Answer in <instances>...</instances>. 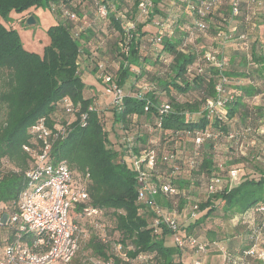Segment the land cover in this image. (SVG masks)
<instances>
[{
  "label": "trees",
  "instance_id": "obj_1",
  "mask_svg": "<svg viewBox=\"0 0 264 264\" xmlns=\"http://www.w3.org/2000/svg\"><path fill=\"white\" fill-rule=\"evenodd\" d=\"M57 2L0 0V111L3 112L0 119V215L16 211L19 194L28 186L25 174L35 165L32 151L41 153L44 148L43 140L35 131L36 124L43 121L51 146L47 161L66 162L75 183L85 184L88 204L100 210L98 215L82 218L77 217V213L83 204H76L70 210V218L80 228L79 242L82 235L88 234L86 246L96 257L111 260L110 264H132L140 254L152 255L153 264H181L174 257L186 251L165 244V238L171 234L168 228L163 226L161 233L154 231L151 222L155 214L137 201L134 172L122 161L123 143L116 144L108 137L97 109L91 108L94 97L84 94L87 85L78 62L82 54L91 57L94 63L97 61L88 56L90 40L97 28L82 32L80 38L74 37L72 23L68 19L56 21L55 14L49 11L50 5ZM153 2L146 19L127 14V19L135 22L130 39L125 36L124 22L115 15L111 14L102 22L113 26V34L116 33L113 44L122 57L114 74L106 72L120 87L130 75L143 72L139 59L143 63L160 64L165 69L158 86L169 94L168 100L161 101L157 90L152 88L144 91V99H139L136 93L142 87H138L124 93L120 109L112 107L113 121L131 132V147L135 152L149 146V140L153 139L150 135L157 137L153 144L157 162L150 181L157 187L154 201L158 206L170 209L196 205L200 214L189 218L190 223L184 228L189 233L217 211L219 204L221 216L236 220L244 227L246 235L238 246L228 243L222 248L223 264L240 258L249 264H264L251 256L242 257L251 243V227L264 220V214L254 210L264 206V168L255 171V175H243L230 185L228 172L241 166L233 159L226 167L222 164L217 167L213 151L208 149L212 146L206 145L215 140L213 137L239 142L252 130L253 116L263 115L261 105L249 107L248 103L262 92L258 82L264 84V0ZM115 3L120 9L125 7L124 0H115ZM43 6H47L54 20L48 23L49 41L39 54L24 47L14 21L23 23L31 14L37 21L35 9ZM129 6L135 12V2ZM199 24L204 25L203 30ZM126 42L128 50L124 53L120 43ZM149 50L154 54L152 61L149 58L152 54L146 55ZM208 55H224L227 63L218 68L207 59ZM92 66L95 71L96 66ZM220 78L226 90V101L209 115L205 105L209 99L216 98L215 85ZM241 78L247 80L246 83H239ZM179 93L186 97L178 100ZM65 98L72 104L70 112L63 105ZM161 103L170 105L168 113H158L157 106ZM146 104L147 110L144 109ZM193 114L195 117L190 118ZM145 124L150 131L147 128L138 133V128ZM205 129L211 135L202 143L195 154L194 165L189 168L184 161L194 156L195 151L185 155L182 143H192L191 133ZM162 152L176 156L173 161H165L161 159ZM213 176L226 180L221 182L219 190L208 194L206 188ZM165 183L179 191L164 192L161 186ZM216 202H219L217 206ZM109 217L113 231L120 237L125 257L108 250L109 244L101 238V225L95 227V222H105ZM12 231L10 227H0V252ZM180 232L187 234L181 229ZM209 240L215 241L210 237ZM261 244L262 247L264 241ZM214 250L216 248L208 252Z\"/></svg>",
  "mask_w": 264,
  "mask_h": 264
},
{
  "label": "built area",
  "instance_id": "obj_2",
  "mask_svg": "<svg viewBox=\"0 0 264 264\" xmlns=\"http://www.w3.org/2000/svg\"><path fill=\"white\" fill-rule=\"evenodd\" d=\"M117 1V0H116ZM154 0H124L125 7H117L115 0H91L89 5L83 0H58L57 3L50 5L49 11L62 19H68L73 25V35L80 38V34L90 28L96 27L97 22H106L110 15L124 22V33L127 39L132 37L135 31V22L127 19V14L132 13L130 4L135 2V16L146 19L152 11ZM127 3V5L125 4ZM199 11V9H198ZM233 13H237V8H233ZM203 30L204 25L199 24ZM122 51L127 53L128 45L120 43ZM207 59L216 65L223 67L227 60L224 55L218 57L208 55ZM91 65L96 66V75L104 84V93L111 96L112 107L120 109L124 92L113 81L112 76L106 72L104 63L101 61L93 62ZM79 63V62H78ZM80 65V64H79ZM93 67V66H92ZM142 88L136 93V97L144 99ZM216 98L209 99L205 108L211 115L216 108H219L226 101V90L223 86V79L215 85ZM66 111H72V104L69 99L63 100ZM96 109L95 107H91ZM148 109V104L144 107ZM170 105L161 103L157 106L160 115L168 113ZM37 136L43 140L44 148L41 153L32 151L35 158L33 165L26 172V178L29 180L28 186L21 190L17 202V209L13 213H3L0 215V227L12 228L10 240L0 252V264H53L56 262L68 263L74 257L80 237V228L75 220L70 218V210L76 204H83L77 217L95 216L100 210L91 207L88 204V193L85 184H76L73 179V173L66 162L57 163L48 162V153L50 143L47 136L49 131L43 121H39L35 126ZM61 133L64 130L61 129ZM189 133V132H188ZM58 133L54 136L56 137ZM191 141L195 147L194 156L187 157L184 161L189 168L195 163V154H197L202 143L210 137V132L205 129L202 132L195 131L191 133ZM123 143L122 161H126L134 172L137 182V201L147 208H150L155 216L152 219L151 226L156 233H161L162 227L168 228L170 237L174 246L182 251H191L196 255L194 264H203L201 255H207L209 250L215 249L216 241L201 240L194 235H183L179 229L177 214L174 210L158 206L154 201V195L157 187L150 181V176L155 169L157 156L156 149L151 140L149 146L145 149L135 152L132 149V136L123 135L120 140ZM26 150H28L26 148ZM175 153L162 152L161 159L173 161ZM217 163V167H221ZM238 169H231L228 172L229 184L238 180ZM223 180L216 176L210 178L206 192L213 193L220 189ZM162 190L167 193H176L179 190L168 183L162 184ZM255 211L264 214V206H257ZM190 217L197 218L200 211L197 206L190 210ZM251 224V223H250ZM96 225V222H95ZM250 226V225H248ZM103 240V239H102ZM249 247L242 252V257L251 256L258 261H264V220L258 226L251 227L249 232ZM222 250V247H218ZM224 253V251H222ZM223 258L225 255L223 254ZM231 264H249L248 261L240 258L234 261L229 259Z\"/></svg>",
  "mask_w": 264,
  "mask_h": 264
},
{
  "label": "rangeland",
  "instance_id": "obj_3",
  "mask_svg": "<svg viewBox=\"0 0 264 264\" xmlns=\"http://www.w3.org/2000/svg\"><path fill=\"white\" fill-rule=\"evenodd\" d=\"M86 5L90 4V0H83ZM132 17H134L133 9L131 8ZM47 6L38 7L35 9V17L37 19L34 25H26L25 21L23 23L15 22V28L17 29L18 35L23 41V45L26 49L30 51L37 52L39 54L42 53L44 46L48 43L49 39L46 34V29L48 27V23L51 21L50 16H48ZM55 20L59 21L60 16L54 15ZM12 22V21H11ZM97 31L95 35H93L90 40L91 44L88 49V56H92L94 60L101 61L106 65V70L114 74L119 66V62L122 60V57L115 49L113 42L116 37L113 30V26L111 24H106L102 22L96 23ZM206 42V41H205ZM153 51H147L146 55L152 54ZM262 53H264V45ZM264 55V54H263ZM154 54L149 56L150 60ZM91 58V57H89ZM81 61V59H79ZM143 69V72H138L137 76L133 74L130 75L123 86H120L121 90L125 92L135 91L138 87L146 88V89H154L158 98L161 101H167L168 97L166 92L162 91L160 88L158 79H162V72L164 71V67H161L160 64H149L143 63L141 59H139ZM79 68L81 69V63H79ZM139 70V69H138ZM89 72V71H88ZM91 72V73H90ZM89 74L85 73L83 75L84 81L87 83H92L95 86V101H101L100 103L93 102V107H95L99 113L100 120L103 123V127L108 135V137L112 140H115V143L118 144L123 135L132 136L130 131H126L125 128L122 127L119 123H114L112 118V104H111V96L104 95V84H102L101 79H99L92 67L90 69ZM136 73V72H133ZM264 74V71H263ZM247 80L241 78L239 79V83H246ZM259 89L262 91L258 94L256 98H252L249 100V107H253L254 105H261L264 108V84L262 82H258ZM174 93V92H172ZM178 100H182L186 97V95L179 93L176 95ZM2 111H0V119L3 117ZM257 114V113H256ZM195 114L191 115L190 118H194ZM254 123L252 130L247 134V136L241 139L239 142H229L226 138L217 139V137H213L211 143H207L208 146L212 147L208 148L213 151L214 163H221L225 167L228 165L229 161L235 159L241 167L238 169V179L243 175L252 174L255 175V171L262 170L264 168V111L263 115L258 117L255 115ZM230 121V119L228 120ZM150 131L147 124L138 128V133L144 131ZM153 139L158 140L157 137L152 134L150 135ZM133 137V136H132ZM206 146V147H207ZM163 149L164 147L161 146ZM182 147L184 148L185 155H190L195 151L194 145L188 141V143H182ZM205 147V149H206ZM177 148V146H175ZM179 149L180 151L183 150ZM162 150V149H161ZM167 150V149H166ZM178 151V150H176ZM226 180V178H223ZM223 180V181H224ZM232 185V184H231ZM190 189V188H189ZM193 189V188H192ZM187 190L188 189H184ZM195 190V189H194ZM186 192V191H185ZM219 202H216L217 206ZM220 205L218 204L217 211L209 215L205 221L198 225L197 228L187 233L184 229L190 223V210L191 207L188 205L183 206L182 208H170L174 210L177 214L178 222L180 224V229L185 231L188 235H196L201 240L210 241L209 237L216 241L217 246L216 250L208 252L207 255H201L203 264H223V253L222 250L218 247H225L228 243H233L238 246L239 243L244 242V227L240 226L236 220L227 219L221 216ZM167 210V207H163ZM150 221V220H149ZM101 225V238L104 242L107 241L109 244V249L113 253L120 255L121 257H125L123 253V248L121 247L120 237L116 231H113L112 226L113 223L109 217V220H105V222L97 221L95 227L100 228ZM88 239V234L82 235L79 242V249L76 252L75 256L68 263L56 262L53 264H110V261H105L96 257L90 248L86 246V241ZM239 241V242H238ZM165 244L168 246H173L174 243L170 236L165 238ZM176 261H179L181 264H194L193 261L196 258V255L191 251H186L181 253L179 256L174 257ZM152 255H144L140 254L135 259L132 260V264H153Z\"/></svg>",
  "mask_w": 264,
  "mask_h": 264
},
{
  "label": "crops",
  "instance_id": "obj_4",
  "mask_svg": "<svg viewBox=\"0 0 264 264\" xmlns=\"http://www.w3.org/2000/svg\"><path fill=\"white\" fill-rule=\"evenodd\" d=\"M35 13V12H34ZM32 15V14H31ZM48 16H50V18H51V21L52 20H54L53 19V16H52V14L51 13H49L48 14ZM27 18V17H26ZM79 59H81V61L79 60V63H81V73H82V79H83V81H84V78H83V75H85V73L87 74H89V72H90V69L92 68V65H91V60L89 59V58H86V55L85 54H82V56H80L79 57ZM89 71V72H88ZM91 73V72H90ZM85 82V81H84ZM85 84L87 85V88L84 90V94L85 95H89V96H93L94 97V101L93 102H95V103H100L101 101H95V97H96V94H95V86H94V84H92V83H87V82H85ZM104 95H106L105 93H104Z\"/></svg>",
  "mask_w": 264,
  "mask_h": 264
},
{
  "label": "water",
  "instance_id": "obj_5",
  "mask_svg": "<svg viewBox=\"0 0 264 264\" xmlns=\"http://www.w3.org/2000/svg\"><path fill=\"white\" fill-rule=\"evenodd\" d=\"M25 23H26V25L31 26V25H34V24L36 23V20H35V18H34L33 15H29V16L25 19Z\"/></svg>",
  "mask_w": 264,
  "mask_h": 264
}]
</instances>
